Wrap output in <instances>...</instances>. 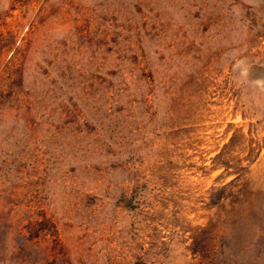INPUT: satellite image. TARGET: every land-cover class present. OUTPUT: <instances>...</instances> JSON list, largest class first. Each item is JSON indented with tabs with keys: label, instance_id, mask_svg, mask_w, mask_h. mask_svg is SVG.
Returning <instances> with one entry per match:
<instances>
[{
	"label": "rangeland",
	"instance_id": "rangeland-1",
	"mask_svg": "<svg viewBox=\"0 0 264 264\" xmlns=\"http://www.w3.org/2000/svg\"><path fill=\"white\" fill-rule=\"evenodd\" d=\"M264 0H0V264H264Z\"/></svg>",
	"mask_w": 264,
	"mask_h": 264
},
{
	"label": "clouds",
	"instance_id": "clouds-1",
	"mask_svg": "<svg viewBox=\"0 0 264 264\" xmlns=\"http://www.w3.org/2000/svg\"><path fill=\"white\" fill-rule=\"evenodd\" d=\"M254 83L261 89H264V78L262 79H257L256 81H254Z\"/></svg>",
	"mask_w": 264,
	"mask_h": 264
}]
</instances>
